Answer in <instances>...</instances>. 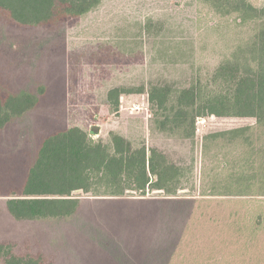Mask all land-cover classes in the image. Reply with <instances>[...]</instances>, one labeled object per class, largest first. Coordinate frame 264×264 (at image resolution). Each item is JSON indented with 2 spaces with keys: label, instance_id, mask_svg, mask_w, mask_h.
<instances>
[{
  "label": "rangeland",
  "instance_id": "374dc122",
  "mask_svg": "<svg viewBox=\"0 0 264 264\" xmlns=\"http://www.w3.org/2000/svg\"><path fill=\"white\" fill-rule=\"evenodd\" d=\"M211 8L199 0H103L50 26H20L0 11V90L40 98L0 131V243L21 256L43 252L44 264H264V223L255 224L264 201L202 195L222 177L224 162L237 157L220 143L205 152L204 137L256 119L201 116L188 138L183 129H161L150 102L153 85L176 91L207 81L238 36H246V27H227L234 16L218 17ZM114 88L124 91L119 99H109ZM74 126L95 140L109 141L117 132L135 145L158 148L185 168L187 189L174 198L160 190L120 198L76 190L73 196L84 202L72 219H14L6 201L12 190L21 192L42 142ZM165 213L172 219L156 224ZM160 231L170 232L172 241L181 234L179 243L152 251ZM0 257L6 264L4 253Z\"/></svg>",
  "mask_w": 264,
  "mask_h": 264
},
{
  "label": "trees",
  "instance_id": "16d2710c",
  "mask_svg": "<svg viewBox=\"0 0 264 264\" xmlns=\"http://www.w3.org/2000/svg\"><path fill=\"white\" fill-rule=\"evenodd\" d=\"M103 0H0V11L20 26H50L82 16ZM209 5L218 17L234 16L227 27H246V36L239 35L207 81L197 80L190 86L173 91L170 86L153 85L150 102L155 119L164 130L183 129L185 136L196 135V122L201 116L252 117L255 125L242 126L204 137L206 152L214 143L236 152L226 160L222 177L203 191V196L264 197V5L251 0H199ZM211 8V9H212ZM229 29L235 28L229 27ZM242 32V30H240ZM124 93L121 88L109 92L111 97ZM40 98L28 91L10 93L0 90V131L13 119L39 105ZM119 107V100L116 101ZM79 126L60 130L41 144L35 163L29 170L21 192L14 189L6 201L8 213L16 220L72 219L84 200L74 197L76 190L95 197L120 198L132 194L146 196L160 190L165 196H179L187 189L186 171L168 160L158 148L145 143L135 145L125 135L111 132L109 141L95 140ZM222 142V143H221ZM171 213L158 217L156 224ZM256 225L264 223V214L255 216ZM178 221L177 218H175ZM144 233L148 223L142 222ZM170 233V232H168ZM159 232L156 246L148 250L163 251L179 243L181 234ZM143 236V235H142ZM147 237V236H146ZM172 244V245H171ZM150 247V248H149ZM4 248L7 252H4ZM6 264H44L43 252L21 256L12 245L0 243V255ZM151 254V253H149ZM2 258V257H0ZM159 260H141V264H158ZM163 264H181L166 260Z\"/></svg>",
  "mask_w": 264,
  "mask_h": 264
},
{
  "label": "water",
  "instance_id": "95a60500",
  "mask_svg": "<svg viewBox=\"0 0 264 264\" xmlns=\"http://www.w3.org/2000/svg\"><path fill=\"white\" fill-rule=\"evenodd\" d=\"M98 130H99V128L96 126V127L94 128V131L97 132Z\"/></svg>",
  "mask_w": 264,
  "mask_h": 264
}]
</instances>
